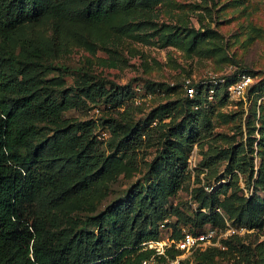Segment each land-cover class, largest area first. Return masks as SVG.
Returning a JSON list of instances; mask_svg holds the SVG:
<instances>
[{
  "label": "trees",
  "instance_id": "trees-1",
  "mask_svg": "<svg viewBox=\"0 0 264 264\" xmlns=\"http://www.w3.org/2000/svg\"><path fill=\"white\" fill-rule=\"evenodd\" d=\"M165 1L0 0V264H142L153 248L141 242L159 238L161 221L174 214L166 224L173 225L175 235L179 223L199 230L206 223L224 225L226 217L264 226V98L258 104L264 72L248 87L254 100L244 137L243 108L218 111L228 101L226 92L217 91V99L206 105L204 95L182 92V83L147 77V90L177 94L137 117L141 106L132 82L118 83L85 62L66 60L78 46L91 53L104 50V62L115 65L125 58L126 36L208 50V39L218 31L160 20L159 5ZM245 65L237 63L225 73L228 81L243 71L256 74ZM96 104L108 112L66 114ZM215 112L233 120L241 135L216 130ZM195 142L207 143L199 171L207 167L209 175L230 179L209 183L212 189L195 185L196 206L187 211L170 196L190 176L188 155ZM256 148L263 159L257 167ZM220 161H225L221 172ZM141 165L136 180L106 199L112 181ZM241 177L246 185L253 183V193L243 191ZM224 242L226 247L198 249L196 262L222 264L219 256L237 252L235 264H264L261 241L253 245L235 234Z\"/></svg>",
  "mask_w": 264,
  "mask_h": 264
},
{
  "label": "rangeland",
  "instance_id": "rangeland-1",
  "mask_svg": "<svg viewBox=\"0 0 264 264\" xmlns=\"http://www.w3.org/2000/svg\"><path fill=\"white\" fill-rule=\"evenodd\" d=\"M195 2L208 3L210 8L195 6ZM160 20L170 22H186L196 28L206 29L209 25L216 32V37H210L207 41L208 50L187 49L175 44L161 45L159 42H147L126 36L121 42V53L125 57L120 59L115 65H108L102 59L107 57V52L98 50L91 53L82 47L76 46L73 51L66 56L69 63L85 62L93 70L111 78L118 83L132 82L139 91L140 101L135 102L139 109L135 115H144L152 106L169 96H175L177 91L151 92L144 86V79L149 77L155 80H164L169 84L182 83V92L185 93V83L187 79H199L205 73L213 71L215 73H227L237 67V63H245L248 68L257 70L256 79L264 72V0H168L160 5ZM210 12H209V11ZM254 93H247L244 97H229L228 101L218 107V111L230 112L243 108L242 124L244 137H246V119L251 113ZM264 98V94L258 98V104ZM108 112L104 104H96L91 108L80 105L66 111L67 115L84 117H99L101 114ZM259 114L257 107L256 115ZM216 130L235 132L237 136L241 135L235 122L231 119H225L219 112L213 116ZM102 135L107 136L109 133L104 130ZM220 142V141H218ZM222 143V142H220ZM158 143L148 148L147 157L150 158ZM197 143L194 149V157L189 160L188 171L190 176L183 183L178 191L170 196V201L180 203L187 211L194 210L196 202L192 198V188L198 183H204L209 189L211 184L217 185L222 181H228L230 178L222 177L217 179L216 175H209L208 168L202 167L200 160L203 156V149ZM256 167L263 160L261 154L256 148L254 151ZM225 161L218 163V171L224 169ZM144 166L138 169L120 175L117 180L112 181L110 190L106 199L122 192V189L136 180L141 175ZM256 176V175H255ZM200 179V180H198ZM240 185L246 194L254 192L253 183L246 185L244 177L240 178ZM172 215L171 219H175ZM243 241L250 244H256L261 241L264 244V226L250 228L240 234ZM239 253L232 252L218 257L222 264H235L239 258ZM193 259L194 255H193ZM196 261V260H195ZM243 263V262H242Z\"/></svg>",
  "mask_w": 264,
  "mask_h": 264
},
{
  "label": "built area",
  "instance_id": "built-area-1",
  "mask_svg": "<svg viewBox=\"0 0 264 264\" xmlns=\"http://www.w3.org/2000/svg\"><path fill=\"white\" fill-rule=\"evenodd\" d=\"M255 77V74L243 71L238 73L234 80L228 81L225 73L209 71L199 79L188 78L185 83V94L189 97H194L198 93L204 95V103L206 105L217 99V91L219 90L226 92L228 98L244 97L247 94L250 83ZM138 101H140V97L137 90L135 102ZM193 106L196 108L200 104L196 102ZM196 145L197 142L193 144L189 160H192L194 157ZM168 220H171V217H166L161 221V236L159 238L145 239L141 242L143 248H153L150 255L142 259V264H199L193 259V255L198 249H204L209 245L226 247L224 238L235 234H242L253 228L245 224L235 223L232 218L226 217L224 225L206 223L199 230H193L187 224L179 223L178 228L180 232L175 235L173 225L166 224ZM171 248H176L177 251L171 254Z\"/></svg>",
  "mask_w": 264,
  "mask_h": 264
}]
</instances>
